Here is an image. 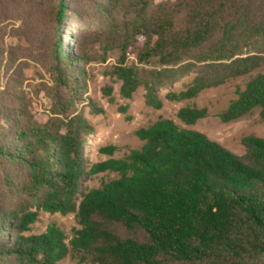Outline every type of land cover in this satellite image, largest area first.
I'll list each match as a JSON object with an SVG mask.
<instances>
[{
	"label": "trees",
	"instance_id": "obj_1",
	"mask_svg": "<svg viewBox=\"0 0 264 264\" xmlns=\"http://www.w3.org/2000/svg\"><path fill=\"white\" fill-rule=\"evenodd\" d=\"M1 1L0 25L8 20ZM107 3L122 14L109 27L121 51L114 73L124 97L143 87L147 105L159 109L161 89L188 74L193 78L183 90L169 91L168 100L191 99L249 76L219 117L230 122L258 110L264 119V0ZM66 9L59 0L57 23ZM139 37L137 59L143 67L127 65V50ZM4 53L0 46V63ZM63 55L58 44L56 79L59 86H70ZM11 111L0 100V161L25 172L20 194L28 193L30 200L1 199L0 259L60 264L71 255L81 264H264V138L244 137L240 156L200 131L160 119L136 132L140 149L90 166L85 149L92 127L85 118L55 126ZM207 113L187 106L178 117L193 125ZM101 172L117 177L83 191L82 181ZM13 185L6 174L0 196L13 199L22 188ZM39 211L74 213L79 229L71 239L55 224L41 234H26Z\"/></svg>",
	"mask_w": 264,
	"mask_h": 264
},
{
	"label": "rangeland",
	"instance_id": "obj_2",
	"mask_svg": "<svg viewBox=\"0 0 264 264\" xmlns=\"http://www.w3.org/2000/svg\"><path fill=\"white\" fill-rule=\"evenodd\" d=\"M1 2L8 20L0 25V46L5 52L0 63V90H3L0 100L7 104L8 110L12 109V114L25 112L42 124L51 121L58 126L61 121L74 116L85 118L92 127V133L86 134L88 165L120 159L131 150L140 149L143 141L136 132L160 119H171L181 127L200 131L240 156L244 154V137L264 138V119L258 110L230 122H223L219 117L236 98L237 87L244 88L249 76L203 90L191 99L168 100L169 91L183 90L193 78V73L188 74L161 89L162 107L159 109L147 105L143 87L130 98L124 97L122 81L114 73L121 51L113 39L114 30L109 27L110 21L114 17L120 20L122 14L113 11L107 0H63L67 9L61 23L55 19L59 0ZM138 40V44L127 50L126 64L143 67L137 59L143 39L139 37ZM58 44L64 52L63 67L73 78L70 86H59L56 79L53 54ZM187 106L206 108L207 116L187 125L178 117L179 110ZM13 107L18 112H14ZM6 174L13 186L20 188L22 185V188L15 192L13 199L0 196V201L27 203L29 194H20L27 183L25 172L2 159L0 181ZM116 177V173L109 172L94 174L82 181V190L98 188L102 182ZM53 224L59 226L68 239L79 229L74 213L61 215L39 211L37 221L26 234H41ZM0 264L18 263L14 257H4ZM60 264L81 263L78 258L68 255Z\"/></svg>",
	"mask_w": 264,
	"mask_h": 264
}]
</instances>
